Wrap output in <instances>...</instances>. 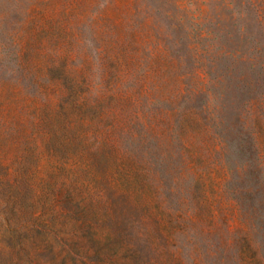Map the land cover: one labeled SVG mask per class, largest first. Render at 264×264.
<instances>
[{"label": "rangeland", "instance_id": "1", "mask_svg": "<svg viewBox=\"0 0 264 264\" xmlns=\"http://www.w3.org/2000/svg\"><path fill=\"white\" fill-rule=\"evenodd\" d=\"M0 264H264V0H0Z\"/></svg>", "mask_w": 264, "mask_h": 264}]
</instances>
